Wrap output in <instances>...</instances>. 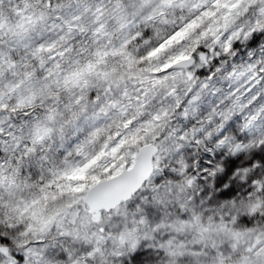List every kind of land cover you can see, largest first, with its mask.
<instances>
[{
	"label": "snow or ice",
	"instance_id": "snow-or-ice-1",
	"mask_svg": "<svg viewBox=\"0 0 264 264\" xmlns=\"http://www.w3.org/2000/svg\"><path fill=\"white\" fill-rule=\"evenodd\" d=\"M0 264H264V0H0Z\"/></svg>",
	"mask_w": 264,
	"mask_h": 264
}]
</instances>
